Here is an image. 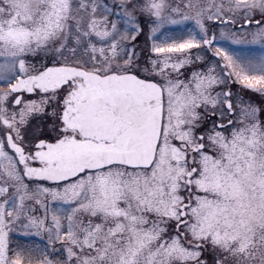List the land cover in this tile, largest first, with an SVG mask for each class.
Here are the masks:
<instances>
[{
	"label": "snow or ice",
	"instance_id": "6c2138e0",
	"mask_svg": "<svg viewBox=\"0 0 264 264\" xmlns=\"http://www.w3.org/2000/svg\"><path fill=\"white\" fill-rule=\"evenodd\" d=\"M0 264H264V0H0Z\"/></svg>",
	"mask_w": 264,
	"mask_h": 264
},
{
	"label": "rangeland",
	"instance_id": "374dc122",
	"mask_svg": "<svg viewBox=\"0 0 264 264\" xmlns=\"http://www.w3.org/2000/svg\"><path fill=\"white\" fill-rule=\"evenodd\" d=\"M215 26H217V31L219 29V27H222V25H219V21L214 22ZM189 25H178V26H171V31L172 32H179L181 30H187ZM147 31V29H145V32ZM132 43L139 45V47L137 48V51L140 53L141 57H146L149 54V47H150V43L151 41L147 40L146 36L142 33L141 35L137 36L136 40L133 41ZM235 47V46H233ZM238 50H244L247 51V49H238ZM32 98H37V97H32ZM252 99L255 100L257 103H259V98L256 96H252ZM47 111H51V109H46ZM37 122H42L44 124L47 123H51V118L50 117H43L42 120L40 117H37L33 120V123H37ZM47 131V130H45ZM22 240H25L24 237H20ZM27 242V241H26Z\"/></svg>",
	"mask_w": 264,
	"mask_h": 264
},
{
	"label": "flooded vegetation",
	"instance_id": "af4514ba",
	"mask_svg": "<svg viewBox=\"0 0 264 264\" xmlns=\"http://www.w3.org/2000/svg\"><path fill=\"white\" fill-rule=\"evenodd\" d=\"M46 183V182H45Z\"/></svg>",
	"mask_w": 264,
	"mask_h": 264
}]
</instances>
